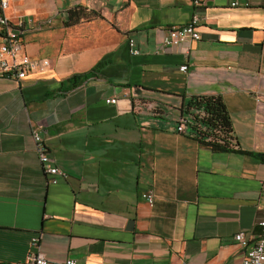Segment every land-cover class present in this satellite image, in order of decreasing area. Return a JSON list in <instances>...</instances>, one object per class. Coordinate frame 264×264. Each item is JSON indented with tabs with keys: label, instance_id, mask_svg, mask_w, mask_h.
I'll list each match as a JSON object with an SVG mask.
<instances>
[{
	"label": "crops",
	"instance_id": "1",
	"mask_svg": "<svg viewBox=\"0 0 264 264\" xmlns=\"http://www.w3.org/2000/svg\"><path fill=\"white\" fill-rule=\"evenodd\" d=\"M8 3L23 54L48 66L0 77V264H24L34 237L51 262L241 264L264 220V0ZM79 7L99 17L73 24ZM194 15L200 40L165 52L166 32ZM200 96L223 100L241 153L177 133Z\"/></svg>",
	"mask_w": 264,
	"mask_h": 264
},
{
	"label": "built area",
	"instance_id": "2",
	"mask_svg": "<svg viewBox=\"0 0 264 264\" xmlns=\"http://www.w3.org/2000/svg\"><path fill=\"white\" fill-rule=\"evenodd\" d=\"M195 6H200L199 1H195ZM8 0H0V77L12 79L19 82L27 77V75L41 67L48 66L47 61H32L23 54V37L27 33L25 22L22 20L11 21L6 15L5 11L8 8ZM240 6L235 2L232 7ZM245 6H247L245 4ZM200 19L198 15H194L191 22L183 27H174L166 32V36L162 40V48L165 52L173 48H184L185 53L190 52L189 44L200 40V33L198 27ZM129 51L131 55H140V50L135 47L133 40L128 43ZM179 71L182 75L189 74V67L187 64L181 65ZM106 104L115 105L117 100L109 98L105 100ZM184 110V109H183ZM195 115H199V112L193 111ZM200 116L202 114L200 113ZM191 124L190 116L181 113L177 120L176 131L182 135H188L192 137L189 131V125ZM33 140L35 142L36 151L39 156L42 171L45 175L51 177L50 182L56 184V176L63 174L55 166V162L50 158L44 149L41 141V137L38 133L33 134ZM147 201L149 205L153 203V196L150 193L147 195ZM260 235L258 240L252 245V247L244 254L241 264H264V220L259 222ZM234 242L245 249L249 243L248 239L243 232H239L233 237ZM24 264H80L74 259H66L62 262L48 261L39 249V237L31 239L29 252L26 256Z\"/></svg>",
	"mask_w": 264,
	"mask_h": 264
},
{
	"label": "trees",
	"instance_id": "3",
	"mask_svg": "<svg viewBox=\"0 0 264 264\" xmlns=\"http://www.w3.org/2000/svg\"><path fill=\"white\" fill-rule=\"evenodd\" d=\"M97 17H99L97 13L87 11L82 7L69 11V18L73 24L80 20H90ZM98 68L99 66L95 68V71ZM193 111L199 112V115H195L192 113ZM183 112L190 116L189 131L191 138L200 145L213 151L241 153L233 136L231 119L220 97H191L182 104L180 113ZM256 157L262 160V156L257 155Z\"/></svg>",
	"mask_w": 264,
	"mask_h": 264
}]
</instances>
